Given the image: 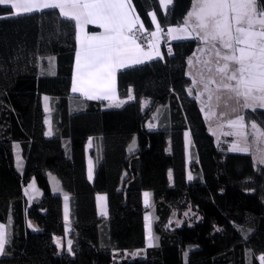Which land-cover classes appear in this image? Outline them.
I'll list each match as a JSON object with an SVG mask.
<instances>
[{
	"label": "trees",
	"instance_id": "1",
	"mask_svg": "<svg viewBox=\"0 0 264 264\" xmlns=\"http://www.w3.org/2000/svg\"><path fill=\"white\" fill-rule=\"evenodd\" d=\"M132 4L150 32L149 13L163 30L179 27L192 0H173L167 10L159 0ZM9 9L0 5V223L8 240L0 264H262L264 165L249 153L230 152L228 140L216 142L189 95L188 59L201 42H170L171 54L163 45L162 58L120 70L118 95L126 98L132 89L134 99L105 109L100 101L71 94L76 30L59 10L7 16ZM44 96L50 98L51 136L45 134ZM143 98L151 99L146 111ZM160 107L164 124L148 130L146 121ZM244 116L264 129V109ZM186 131L193 145L189 165ZM90 137L99 142L92 150L93 182L86 175ZM16 144L23 158L19 168ZM50 174L69 196L71 252L62 194L52 190ZM32 180L39 194L29 199L25 188ZM145 191L153 207L154 244L143 258L117 260L115 251L146 246ZM98 193L107 197L106 219L98 214ZM188 209L193 217L169 224Z\"/></svg>",
	"mask_w": 264,
	"mask_h": 264
},
{
	"label": "snow or ice",
	"instance_id": "2",
	"mask_svg": "<svg viewBox=\"0 0 264 264\" xmlns=\"http://www.w3.org/2000/svg\"><path fill=\"white\" fill-rule=\"evenodd\" d=\"M159 3L161 7H166L171 5L173 0H159ZM0 5H10L9 11L17 16L44 10H59V15L76 30L77 48L71 91L81 93L89 100H113L116 96L117 71L144 63L139 53H143L149 60L154 58L150 53L143 52L142 45L137 43L139 38L134 35V29L139 16L132 15L135 11L132 0H0ZM149 15L155 23V13ZM192 18L196 22L195 28L199 29L202 35L198 33L197 37H192L187 31L189 20ZM86 25H96L103 31L86 33ZM140 26L143 28V24ZM175 32L186 33L173 35L172 38L176 40L196 38L201 43L219 42L228 50L221 57L225 63L217 68V74L222 76L219 87L234 93L236 97H243V107L246 109H264V5H261L259 0H192V10L187 13L183 24L177 29H168L170 35ZM150 35L155 36L156 32H151ZM216 55L220 56L219 49ZM229 62L236 67L231 68ZM232 81L235 83H231ZM205 90H208L207 85ZM128 98L133 97L129 94ZM123 103L125 101H119L114 106L120 107ZM250 123L257 135L264 136V130L255 121ZM228 124L238 130L237 135H245L239 131L246 127L244 115L236 116L235 119L229 120ZM237 148L238 145L234 144L230 150ZM129 150H132L131 146ZM240 150L247 151L246 148ZM257 162L264 165V156ZM144 195L147 198L150 194ZM7 243L5 226L0 224V255L6 254ZM70 245L71 241L69 252L72 251ZM259 259L264 264V256Z\"/></svg>",
	"mask_w": 264,
	"mask_h": 264
},
{
	"label": "rangeland",
	"instance_id": "3",
	"mask_svg": "<svg viewBox=\"0 0 264 264\" xmlns=\"http://www.w3.org/2000/svg\"><path fill=\"white\" fill-rule=\"evenodd\" d=\"M195 20V19H194ZM193 20V21H194ZM191 21L189 26L193 29L195 28L194 22ZM196 23V22H195ZM199 34V29H196ZM215 45V46H214ZM219 49L220 56L216 55V51ZM228 50L224 49L219 42H208V43H201L200 47L196 50L195 59H202L205 62V65H201V63L192 64L194 67V87L196 88V99L200 106L201 112L203 114L204 120L206 122L208 132L212 134L216 140V142L222 143L224 140H228V149L230 152L233 153H249L253 156L255 162L259 160L261 156H264V136H259L256 134L255 130L251 128V121L248 122L245 119L246 127L243 129H239L240 132L245 133V135H237V129L234 127L229 126L228 121L233 120L238 115H244L246 109L243 107L244 99L243 97H236L234 93L219 87L221 84L222 76L217 74V68L221 67L225 61L221 59V57L227 52ZM231 68H235L236 65L231 64ZM196 65V66H195ZM191 67V68H192ZM203 68V69H202ZM188 74H191L188 71ZM214 81V82H211ZM225 82H228L225 80ZM231 83H235L232 81ZM205 85H207V89L205 90ZM211 95V99L209 96ZM46 104H48L46 102ZM51 105V104H50ZM260 126V125H259ZM260 128L264 130L261 126ZM225 133H232V135H225ZM227 138V139H226ZM238 145L236 150H230L233 148V145ZM192 143L187 145V160L188 164L191 160V152H192ZM247 149V151H241L240 149ZM14 152L16 158V166L19 168L23 165V158L21 156V152L19 150V145H14ZM258 163V162H257ZM189 176L192 178V174L188 169ZM171 177V176H170ZM31 185V187H29ZM36 183L34 180L30 181L29 184L25 188L26 195L29 199L32 196L37 195L34 194L36 191ZM147 204L146 206V214L148 219H145L146 225V238L147 244L153 245L154 244V237L152 233V221H153V207L146 198ZM146 202V201H145ZM187 213V215H185ZM194 216L192 210L188 209L184 212L182 216H178L174 214L170 219L169 224L179 225L183 220H188ZM171 225V226H173ZM5 232L7 236V229L5 227ZM115 255L117 260L121 259H135V258H143V256H139L137 252H130V251H115Z\"/></svg>",
	"mask_w": 264,
	"mask_h": 264
},
{
	"label": "crops",
	"instance_id": "4",
	"mask_svg": "<svg viewBox=\"0 0 264 264\" xmlns=\"http://www.w3.org/2000/svg\"><path fill=\"white\" fill-rule=\"evenodd\" d=\"M1 6L11 7L10 5H1ZM132 6H133V4H132ZM169 7H170V5H168L166 7H162V9L163 10H167ZM190 10H192V7H191ZM13 11H15V10H13ZM132 15L133 16H137L136 11H134L132 13ZM7 16H17V15H13L12 12H11ZM3 17H6V16H3ZM150 19H151V22L153 24V30H151L150 32H147L144 28H141L140 25L142 23H141L140 18H139V21L137 22L136 28L134 29V32L135 31H139L142 36H145V38H147V41L144 43V45H142L140 43L141 41L139 39L137 40V43L142 45L143 52L150 53L154 57L151 60L163 57V45H164V43L162 41V35L163 34H166L168 36V39H169V41L171 43L175 42V41L186 40V39L176 40V39L172 38L173 35H186V33L175 32L172 35H170L168 33V29L169 28L177 29L178 27L170 26V27L166 28V30H163L160 27V25H159V30H157V24H159L157 17H156V22L155 23L153 22V19H152L151 16H150ZM193 20H194V18L191 19V21H193ZM193 22L195 24V20ZM189 23H190V20H189ZM91 31H103V30L99 29L96 25H86L85 26V32L87 33V32H91ZM187 31L191 33L192 37H197V35H198V31H196V29H194V28L192 29L190 26L188 27ZM151 32H156V35L155 36H151L150 35ZM189 39H193V38H189ZM76 48H77V40H76ZM157 53H159V55H157ZM195 53H193L190 56V58L188 59L187 75L191 79V84L187 87V91H188L190 96H192L194 98H197L196 97V88L194 87V84H193V82H194L193 78H194L195 72H194V67H192V64H197V63L200 64L201 63V65L203 66V65H205V62L202 59H199V60L195 59L194 58L195 57L194 56ZM139 55L144 60V63L151 61V60H149L147 58V56H144L143 53H139ZM74 66H75V57H74L73 71H74ZM134 66H137V65H134ZM188 71H190L191 74H188ZM118 72L119 71H117V73H116V82H115L116 96H115V98L113 100L91 99V100H96V101L102 102L104 104V108L105 109H119V108L123 107L126 103H128V102H130V101H132L134 99V95H133V90L132 89H130L131 92L129 93L133 97L132 99L128 98L129 95L126 98H120L119 97L118 89H117V75H118ZM72 76H73V72H72ZM71 85H72V80H71ZM70 91H71V88H70ZM71 94L75 95V96H79L82 99L89 100L81 93H73L71 91ZM45 97H47V99H45ZM43 101H44L43 102L44 109H45V112L47 114L46 115V133H48L47 136H51L52 135V120H51V116H50V98L48 96H44V100ZM119 101H125V103H123L120 107H115L114 105L116 103H118ZM46 102L48 104H46ZM150 104H151V99L150 98H143L141 100V108H142V110L146 111L148 109V107L150 106ZM164 114H165L164 113V108L160 107V108L155 109L151 113L149 119L145 123L146 128L148 130L157 129L158 126H159L160 120L161 121L163 120V124H164V120H165ZM186 133H187V135H185V145H186V153H187V145L189 143H192V138H191V135H190L189 131H186L185 134ZM169 137H170L169 136V132H166V139H167L168 147L170 146L169 145L170 144ZM94 147H95V150H96V147L97 148L99 147V142H98V140L93 139L92 137H90L88 139L87 143H86V175H87V178H88V180L90 182H93V180H94V171H95V164H96L95 157L92 155V150L94 149ZM187 163H188V160H187ZM90 172H91V178H89V173ZM170 175H171V172H170ZM189 177L190 176H189V173H188V170H187V178H188V180H190ZM49 178H50V183H51L52 190L54 192L62 194V212H63V219H64V223H65V233H66L65 243H66V250L68 251L69 241H71V244H72V240L70 238L71 225H70V201H69V196H68V194H66L63 191V189L61 188L59 180L53 174H50ZM145 193H149V192L145 191V192H143V195H142L143 205L146 208V206H145L146 197L144 195ZM34 194H39L37 188H36V191H34ZM65 197H67V199ZM98 197H101V199H98ZM147 198H148V201H149L150 200V195ZM96 205H97V210H98L99 216L104 218V219L108 218V215H109V213H108V203H107V197H106V195L104 193L96 194ZM66 213H67V220H65V214ZM144 218H145V216H144ZM0 224H3V223H0ZM3 225L7 229V226L5 224H3ZM145 230H146V225H145ZM151 246L147 244V238H146V246L144 248L135 249V250H132L130 252H132V253L133 252H137V253H139V256H141V257L143 256L144 257L146 248L151 247ZM70 247H71V245H70Z\"/></svg>",
	"mask_w": 264,
	"mask_h": 264
},
{
	"label": "built area",
	"instance_id": "5",
	"mask_svg": "<svg viewBox=\"0 0 264 264\" xmlns=\"http://www.w3.org/2000/svg\"><path fill=\"white\" fill-rule=\"evenodd\" d=\"M134 35L139 38V40L141 41L140 43L142 45H144V43L147 41V38H145V36H142L139 31H135ZM162 41H163L165 47L167 48V50H169L170 49V41H169L168 36L166 34L162 35Z\"/></svg>",
	"mask_w": 264,
	"mask_h": 264
}]
</instances>
